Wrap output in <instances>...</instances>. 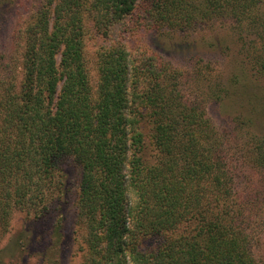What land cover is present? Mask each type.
<instances>
[{
  "label": "trees",
  "instance_id": "trees-1",
  "mask_svg": "<svg viewBox=\"0 0 264 264\" xmlns=\"http://www.w3.org/2000/svg\"><path fill=\"white\" fill-rule=\"evenodd\" d=\"M29 19L0 76V236L15 211H52L72 162L83 264H264L253 251L263 208L240 175L262 173L264 141L230 155L197 98L184 96L182 71L124 39L143 27L226 24L264 69V0H39ZM88 20L105 40L94 72ZM210 74L196 65L194 79ZM229 87L213 82L206 94L219 100Z\"/></svg>",
  "mask_w": 264,
  "mask_h": 264
},
{
  "label": "rangeland",
  "instance_id": "rangeland-1",
  "mask_svg": "<svg viewBox=\"0 0 264 264\" xmlns=\"http://www.w3.org/2000/svg\"><path fill=\"white\" fill-rule=\"evenodd\" d=\"M38 2L0 0V76L6 74L5 66H9L10 59L20 56V52L15 50L13 34L30 20ZM85 27V57L91 67L90 72H94L92 60L96 59L97 51L105 40L91 20L85 21ZM124 36L125 41L132 44L130 46L140 45L149 54L159 55L169 67L182 71L184 96L197 98L218 135L226 140L225 147L230 149V155L237 157L240 150L235 148L247 145L252 137L264 141V69L250 63L246 51L241 50L226 24L196 27L184 34L143 27L131 34L124 33ZM56 59L59 62L60 56ZM196 65L203 66L205 74L211 73L208 79H194ZM219 81L230 87L226 95L216 100L206 93L210 94V85ZM240 111H245L251 120L238 119ZM63 167L68 177L67 187L62 195L57 194L60 199H56L50 213L40 218L24 211L12 214L8 230L0 236V264L85 262V225L78 220L76 212L80 168L72 162ZM240 175L247 198L263 208L253 240V251L260 257L264 255V169L261 174L246 169V173ZM152 242L153 239L145 245Z\"/></svg>",
  "mask_w": 264,
  "mask_h": 264
}]
</instances>
